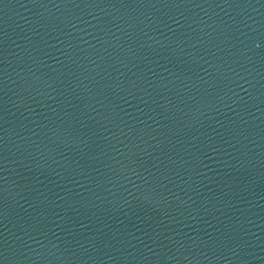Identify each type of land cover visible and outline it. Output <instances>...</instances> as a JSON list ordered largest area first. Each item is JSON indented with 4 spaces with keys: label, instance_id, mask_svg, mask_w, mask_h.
I'll return each instance as SVG.
<instances>
[{
    "label": "water",
    "instance_id": "1",
    "mask_svg": "<svg viewBox=\"0 0 264 264\" xmlns=\"http://www.w3.org/2000/svg\"><path fill=\"white\" fill-rule=\"evenodd\" d=\"M0 264H264L46 0H0Z\"/></svg>",
    "mask_w": 264,
    "mask_h": 264
}]
</instances>
